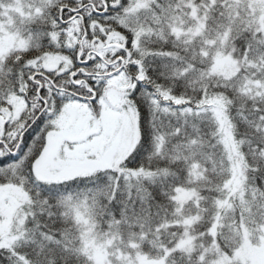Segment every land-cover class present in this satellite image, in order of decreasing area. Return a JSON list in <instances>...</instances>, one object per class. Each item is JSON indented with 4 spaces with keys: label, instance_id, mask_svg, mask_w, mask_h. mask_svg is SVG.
I'll list each match as a JSON object with an SVG mask.
<instances>
[{
    "label": "snow or ice",
    "instance_id": "6c2138e0",
    "mask_svg": "<svg viewBox=\"0 0 264 264\" xmlns=\"http://www.w3.org/2000/svg\"><path fill=\"white\" fill-rule=\"evenodd\" d=\"M27 2L28 15L19 25L9 34L0 30V116H8L0 128V184L9 179L22 184L33 202L34 218L39 208L62 227L52 233L34 224V253L19 250V235L0 237V264H43L45 246L53 242L62 259L82 255L86 264H175L177 256L185 255L192 264H228L222 255L228 247L221 244L226 233L239 236L251 220L264 224V0H177L168 7L157 0ZM32 25H37L35 30ZM113 37L121 45L116 56L127 62L120 71L130 66L135 73L131 97L145 83L152 88L142 93L154 128L149 159L165 163L146 169L134 163L141 155L138 145L118 169L41 179L38 166L50 155L48 138L62 108L74 100L87 102L70 94L82 87L73 82L87 79L96 88L90 76L75 71L99 62V57L85 59L89 50L82 51L79 41ZM153 38L161 46L144 47ZM180 45L184 56L177 51ZM150 56L170 63L150 70ZM64 58L72 64L67 71ZM52 63L57 67L51 68ZM99 95L91 100L93 105ZM15 97L27 105L18 120L10 102ZM233 108L246 128L243 135ZM161 117L174 118L177 124H165ZM209 136L222 153L211 166L224 177L205 189L216 193L212 197L203 196L199 188L215 155L207 151ZM169 138L177 141L170 149ZM101 176L104 183L94 188H73L81 179ZM124 229L129 230L127 240ZM255 231L264 235L259 227ZM164 233L169 240L159 239ZM149 243L157 255L144 251ZM97 248L107 252L106 260L97 257Z\"/></svg>",
    "mask_w": 264,
    "mask_h": 264
},
{
    "label": "trees",
    "instance_id": "16d2710c",
    "mask_svg": "<svg viewBox=\"0 0 264 264\" xmlns=\"http://www.w3.org/2000/svg\"><path fill=\"white\" fill-rule=\"evenodd\" d=\"M157 3L160 5H164L165 7H168L169 5L175 6L177 3V0H157ZM28 8L29 4L27 0H0V27L3 26L5 31L9 34L10 31L14 30L20 23L22 19H24L28 15ZM159 11V8L156 9ZM214 16L216 18L222 19L218 16V13H214ZM144 19V14L141 13V20ZM186 23H191L190 17L184 18ZM209 24H212V21H209ZM213 27H215L214 24H212ZM33 29L35 30L37 25H32ZM79 43L82 45V51L83 49H88V56L85 57V59L99 57V62L88 68H80L76 69L75 71H82L85 73V76H90L92 78V81H95L96 88L93 90L89 86V81L87 79H81L79 81H74L73 83L82 85V87L77 89H72L70 94L71 95H80L84 100L87 102H80L78 100H74L69 104H79V105H85L89 109L93 110L94 112L98 113V110L100 109V105H104V103H107V95L110 91H112V84L111 82L116 78H125L127 80V85L119 90L121 94L123 95L122 99V106L129 107L135 111L137 117H138V135L139 140L135 148L132 150L137 149L139 145V152L141 153L140 158L138 161H135L134 163H142L145 166V169L148 167V165H151L153 168L165 163V161L158 159L156 157H152V159H149L150 155L153 151V139H154V128L152 125V119L148 112V106L144 102V99L142 97V93L144 92H151L152 88L147 83L144 84V86L141 89L140 93L136 94L135 99L131 97V92L133 90V87L135 85V80L132 79V77L135 75V73L132 72L131 67H127L125 71H120V68L124 66L127 62L124 61L122 57L116 56V52L121 47L118 39L113 37L109 40H99V38L94 39L93 41L89 42L88 40L82 38ZM242 43V40H238L236 42L237 47L239 48ZM160 42L157 41L155 38L152 40H149L145 43L144 47L147 49H153L160 47ZM167 47H172V42L169 41ZM183 46L180 45L177 47V51H179L181 56L186 55V53L182 50ZM238 54V53H237ZM115 57V59L113 58ZM65 59V68L64 71H67L72 67L71 61L67 58ZM170 63V61H166L157 57H148L146 60V64L148 65L149 69L152 68H158L160 65ZM51 68H56L57 63L50 64ZM119 73V74H117ZM247 73L245 70H241V75H246ZM72 75H75V72H72L68 76V80L71 81ZM256 76H259V69L255 73ZM183 87V85H180ZM87 89V91H85ZM116 91V89H114ZM87 92H91L92 96L89 97L87 95ZM97 93H99V98L97 99V102L95 105L91 103V100L97 96ZM13 104V114L15 119L20 118V114L25 112V109H27V105L24 103L23 99L21 97H15L10 101ZM249 104H251V101H249ZM65 105V106H66ZM110 105V104H108ZM120 105V106H121ZM64 106V107H65ZM122 106L120 107L122 110ZM64 108H62L61 113ZM139 109V111H137ZM5 113H7V110H4ZM43 111V109H41ZM96 113V114H97ZM233 116L236 117V123L240 125L239 127V134L243 135L246 131L245 126L240 122V117L237 115V109L233 108L232 112ZM39 115V113L37 114ZM61 115V114H60ZM60 117V116H59ZM58 117V119H59ZM251 118V117H250ZM5 119H8V116H0V128L3 127V121ZM161 119L164 121L165 124H168L169 122L172 125H176L177 121L174 118L171 117H161ZM203 127V132L206 134L209 132V129L206 126ZM192 129L189 127L187 129V133H191ZM143 136V140L141 137ZM170 143L168 144V148L170 149L172 145H175L177 141L175 139L169 138ZM183 140V137L180 138ZM209 141V146L207 148V151L209 153L215 154L214 157H210L208 160V167L207 172L208 175L205 178L203 183H200L199 188L201 189V194L203 196L212 197L215 196V192L206 191L205 189L212 188L215 184L222 182L223 175L218 172V170H215L211 164L213 158H218L219 155L222 153L220 152V149L218 147H213L215 144V141L211 139V137H207ZM49 140V146L50 151L54 150L55 147L58 145L59 142L68 141L71 140L67 136L66 133H63L60 126L57 124L56 128L52 131L51 135L48 138ZM53 145V148H52ZM52 148V149H51ZM167 150V149H166ZM245 151H247V148H245ZM131 152V153H132ZM130 153V154H131ZM129 154V155H130ZM128 155V156H129ZM127 156V157H128ZM126 157V158H127ZM125 158V159H126ZM124 159V160H125ZM124 160L119 163L118 165H115L111 168H104L99 169L98 171L103 172L105 169H118L120 165L124 162ZM182 165H177V168H181ZM97 172V171H96ZM91 176V174L88 175H81V177H87ZM104 183L103 176L99 178H93V179H81L77 182V184L73 185V188H94L97 184ZM18 189L20 193L16 194L15 197L20 200V204L18 207V213L17 217L19 219H22L23 224L19 228L13 229L12 233L7 236V234L3 235L0 233V237H3L5 240H8V237H13L14 235H19V238L16 240V244L21 252L24 253H34L37 245L33 243V239L36 238L38 240V229L34 226V224H39L40 229H43L45 231H49L52 233H55L57 229L61 228L62 225L57 222V219L50 218L46 214H41L40 209L36 208L35 210V218L33 216V209H32V201L29 197L28 193L25 191L24 186L22 184L18 185L16 183H13L11 179H9L8 183L0 184V199H4L2 192H6L13 189ZM62 191L65 189H61ZM133 196H135V192L133 191ZM15 200V198H14ZM11 202H14L12 199L9 200ZM135 202V201H134ZM236 205H239V200H236ZM137 207H139V204L137 203ZM210 214V213H209ZM237 218L240 214V209L237 206L235 208L234 213ZM22 215V217L20 216ZM207 215H205V219H207ZM4 215L2 214L1 207H0V226L2 224ZM203 225L198 226L199 230H202ZM259 227L261 232H263L264 224L262 225H256L255 220H251L247 226L243 227L241 229L240 235L235 236L230 233H226L227 240L222 239L221 244H224L226 247H228V251H231L232 255H228V251L222 252V255L229 256L231 258L234 257L235 253L241 248L244 242V236L245 232L247 231V234L252 239H257L261 235H259L255 228ZM124 239H128L129 230L124 229ZM160 240H169L170 236L167 233L162 234L159 237ZM230 245V247H229ZM220 250L219 248L217 249ZM144 251L146 253H150L152 256L157 255L158 250L151 246V244H146L144 246ZM196 251L197 249L194 247L192 252V260L194 261L196 259ZM62 254L59 250V248L55 245V243L46 244L44 253L41 256V260L43 264H86V261L84 257L81 255L79 258L76 256L69 255L67 256L66 260L62 259ZM175 264H192V262L189 260V257L187 255L185 256H177L175 258ZM231 264H242L239 261L233 259L231 261Z\"/></svg>",
    "mask_w": 264,
    "mask_h": 264
},
{
    "label": "rangeland",
    "instance_id": "374dc122",
    "mask_svg": "<svg viewBox=\"0 0 264 264\" xmlns=\"http://www.w3.org/2000/svg\"><path fill=\"white\" fill-rule=\"evenodd\" d=\"M0 30L8 34L3 26ZM111 84L108 101L100 105L98 113L85 105L69 104L64 107L58 125L71 141L59 142L41 162L38 166L41 179L88 175L99 169L111 168L121 163L135 148L139 140L138 117L130 106L121 105L123 95L119 92L127 85V80L116 78ZM18 193L20 191L17 188L1 193L4 199H0V207L4 217L0 233L3 235H10L13 229L23 224L22 219L17 217L22 200L15 197ZM11 199L14 202L9 201ZM96 255L101 261L107 259V252L101 248L96 249ZM223 256L228 264L233 259L242 264H264V235L254 240L246 231L243 245L234 257Z\"/></svg>",
    "mask_w": 264,
    "mask_h": 264
}]
</instances>
